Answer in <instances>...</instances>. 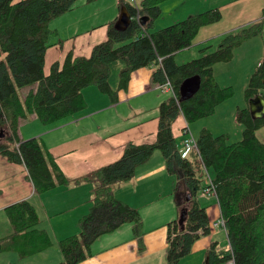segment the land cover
I'll return each instance as SVG.
<instances>
[{
  "label": "trees",
  "instance_id": "1",
  "mask_svg": "<svg viewBox=\"0 0 264 264\" xmlns=\"http://www.w3.org/2000/svg\"><path fill=\"white\" fill-rule=\"evenodd\" d=\"M77 0H0V155L9 162L23 164L36 193L48 191L70 180L57 166L54 157L40 137L21 139L20 122L35 117L51 124L74 115L85 107L82 90L94 85L111 103L118 92L128 86L130 74L142 67L153 66L152 82L170 79L175 97L169 96L159 105L156 138L151 143L128 142L120 157L92 170L82 180L93 183L94 193L89 211L79 220V231L58 241L62 261L54 264H77L90 255V245L102 234L114 231L124 223L133 225L140 236L142 219L137 209L118 199L112 192L115 182L131 179L136 168L159 150L166 171L176 175V203L186 208L183 228L178 217L166 224L165 264H176L192 252L194 242L209 234L210 220L197 192L203 177L198 168H211L220 216L225 220L227 244L213 241L204 264H264V141L256 130L263 118H252L249 106L238 109L237 119L243 124L239 140L229 142L225 134L213 135L202 128L197 136L198 152L182 158L171 131V124L182 114L187 123L207 116L215 106L228 98L230 87H220L213 66L232 59L233 50L249 38L263 32L264 5L257 20L226 32L215 47L207 43L198 47L199 55L177 64L176 53L193 45L200 28L222 17L219 7L191 14L165 27L153 29L166 0H141L139 8L129 2L125 6L132 17L129 25L119 30L116 19L107 26L105 40L95 44L88 56L69 51L62 61L51 64L44 74V57L48 38L53 33L49 22L72 9ZM148 16L144 26L133 18ZM158 57L161 61L158 62ZM200 76V86L189 99L179 101V85L191 75ZM28 87L20 97L18 88ZM264 89V61L250 74L245 88L246 100ZM261 94V93H260ZM81 179L75 180L80 181ZM183 191V199L179 194ZM181 200V201H180ZM12 232L0 238V251L16 252L20 259L48 249L50 235L38 228L40 217L29 199L5 207Z\"/></svg>",
  "mask_w": 264,
  "mask_h": 264
},
{
  "label": "crops",
  "instance_id": "2",
  "mask_svg": "<svg viewBox=\"0 0 264 264\" xmlns=\"http://www.w3.org/2000/svg\"><path fill=\"white\" fill-rule=\"evenodd\" d=\"M178 1H164L161 4V13L163 9L172 10ZM123 2L127 1L77 0L72 9L53 18L48 24L53 33L48 38V47L45 51L44 74L49 73L53 62L62 61L69 51L75 55L88 56L95 44L105 40L106 25L117 19L123 7L120 3ZM262 4L264 5V0H227L223 3L214 1L208 5V9L214 7H219L221 10L227 9L226 12L231 19H226L224 24H219L220 19L200 28L191 47H196L198 51L201 45L212 43L226 32L255 21L259 18L256 10L263 6ZM166 5H169V8H166ZM187 12L189 11L184 10L180 16L188 14ZM156 19L153 29L165 27L170 22V19H167L155 24ZM175 20L179 21L177 19L172 21L176 22ZM258 35L249 38L251 46L253 41H257L254 37ZM260 47H263V51L255 56L256 60L250 67V74L258 63L264 61V44ZM178 54L176 53V56ZM153 68L151 66L134 70L130 74L127 88L118 92V100L115 103H111L106 94L101 93L94 85H90L82 90L85 107L78 113L51 124H42L40 129L37 128L38 125L33 128V131L25 130L23 123L29 119L36 120L35 115L23 121V126L20 125L22 128L18 129L19 137L25 139L29 134L40 137L44 146L54 157L57 166L70 182L36 193L32 182L27 177L26 167L21 163L9 162L0 155V238L12 232L5 207L14 202L29 199L40 217L38 228L45 229L52 240V245L48 249L23 259H20L16 252L0 251V264L20 263V260L36 255L44 257L48 255L51 258L48 263L40 264H54L62 261L58 241L78 232L80 218L92 205L94 185L81 178L92 170L118 159L128 142L151 143L156 138L159 105L170 94L157 89L152 82ZM186 125L187 122L182 114L178 115L171 124V131L178 148L181 147L183 128ZM180 135L182 138L178 140ZM259 139L264 141L262 138ZM167 173L162 154L159 150H155L148 161L136 168L131 179L112 184L111 189L115 197L140 213L141 234L135 236L133 225L124 223L114 231L97 237L90 245V255L77 264H165L167 248L165 224L178 217L183 208V205H178L175 200L178 179L174 180L175 186L171 181L165 182V177L171 178L166 176ZM77 179L81 180L76 182ZM74 191L75 193L72 194ZM179 194L184 193L180 191ZM204 199H211L209 206H203L206 207L210 219L211 215L214 216L210 220L212 222L220 216L218 202L216 197ZM161 201H168L167 205L163 206ZM213 202H216V207L212 205ZM214 233L213 239L206 241L203 245L205 259L210 244L217 241L213 237ZM205 237L206 235L200 236L196 241ZM194 244L193 252L199 250L196 246L194 247ZM226 244L227 241L221 243V245Z\"/></svg>",
  "mask_w": 264,
  "mask_h": 264
},
{
  "label": "rangeland",
  "instance_id": "3",
  "mask_svg": "<svg viewBox=\"0 0 264 264\" xmlns=\"http://www.w3.org/2000/svg\"><path fill=\"white\" fill-rule=\"evenodd\" d=\"M214 1H217L218 3H223L224 1H227V0H184V1L179 0L177 4L172 7V10L166 11V9H163L161 15H159V17L156 19L155 24H157V22L161 23L163 20H167V19H170V22H168V24H171L172 22H174L172 21L173 19H177V20L185 19L187 16L191 14L201 12V11L208 9V5H210ZM166 8H169V5H166ZM227 8H230V7H227ZM261 9H262V6L260 8H257L256 10V15H258L259 18L261 16ZM184 10L189 11L187 12L188 14L180 16V14L184 12ZM226 10L227 9L221 10L222 17H221L219 24H224L226 19H231L229 14H227ZM198 33L196 34V36L198 35ZM260 34L261 35L254 37L256 38L255 40L257 41H253L251 43L253 44L252 46L250 45V39H248V41H245V43H242L240 47L234 48L231 61L215 63L213 67V75H214L216 82L218 83L220 87H230L232 94L228 98L218 103L215 106L214 111L211 114L187 123L188 133L183 134V138L189 137L191 134L196 139L202 128L208 129L213 135L225 134L229 142L237 141L241 138L243 124L238 121L236 112L238 111V109L240 110L242 108H245L250 99L249 98L248 100H246L245 88L247 86L248 78L250 76V67L254 65L255 60H256L255 56L258 53L263 51V47H260V46H263L264 44V28H263V32ZM217 42H218V39L212 42L213 47L216 46ZM258 45H259V48L257 49ZM179 52H178L179 54L177 53L178 55L176 56V61H175L177 64L187 62L199 55V52L197 51L196 47H191L188 50H185V51L182 50ZM250 61H251V64H250ZM27 88L28 87L23 86L17 89L20 97L23 95V93L25 92ZM260 93L264 95V89H261ZM23 121L24 120L20 122V125H22ZM23 124L25 126L24 127L25 130L33 131V128H36V126L38 125L39 127L37 128L40 129V125H42L43 123L37 119L36 120L29 119ZM22 126H19V129H21ZM256 135L257 137L264 139V125H262L260 128L256 130ZM31 137H35V134H29V136H27V138H31ZM181 138L182 136L180 135L178 136L177 139L180 140ZM196 170H197L196 175H198L199 177H204V175L206 176L208 174L209 177L212 178L213 172L211 168H207V169L198 168ZM166 176H170L171 178L168 179L167 177H165L164 181L165 182L171 181L173 182V185L175 186L174 180L177 181V178L174 175H169L168 173ZM201 183H202L201 187H204L207 185V180L206 179L202 180ZM74 193L75 191L72 192V194ZM199 194H201V192L198 191L197 197H199L200 199L199 200L200 204L209 206V204L211 203V201L209 200L211 199L205 200L204 197H201ZM181 197L183 198V195ZM185 198L186 197H184L183 199ZM167 202L168 201H161L163 206H166ZM212 205L216 207V202H213ZM213 217L214 216L211 215V219ZM211 219L209 217V220ZM217 219L218 218H216L212 222L216 221ZM212 222L210 221L209 234L206 235L205 238L199 239L194 244V247L196 246V248H198L199 250L195 252L192 251L190 254L186 255L185 257H182L181 259L178 260L176 264H203V261H206V259L204 258L205 252L203 251L204 250L203 245L205 244L206 241H211L213 239L212 238L213 232H215L213 235L214 239H216L217 241L219 240L220 244L227 241V237H226V233L224 229L222 228L216 229L212 227ZM77 233L78 232L74 234H77ZM36 256L25 259V260H20V263L13 262L12 264L48 263L51 259L48 255L45 257L42 255H36Z\"/></svg>",
  "mask_w": 264,
  "mask_h": 264
},
{
  "label": "water",
  "instance_id": "4",
  "mask_svg": "<svg viewBox=\"0 0 264 264\" xmlns=\"http://www.w3.org/2000/svg\"><path fill=\"white\" fill-rule=\"evenodd\" d=\"M148 20V16L142 15L138 18V24L144 26ZM131 21V16L126 7L120 9L119 15L115 21V27L119 30L125 29ZM200 76L195 74L182 80L179 85V101H184L191 98L199 89ZM249 113L252 118L264 117V97L258 93L251 97L248 101ZM3 130L0 129V138L4 136ZM189 200V196L186 197ZM186 217V208H182L179 212L178 223L183 228V223Z\"/></svg>",
  "mask_w": 264,
  "mask_h": 264
},
{
  "label": "built area",
  "instance_id": "5",
  "mask_svg": "<svg viewBox=\"0 0 264 264\" xmlns=\"http://www.w3.org/2000/svg\"><path fill=\"white\" fill-rule=\"evenodd\" d=\"M128 2H130L135 8H139V1L138 0H126ZM140 17L139 14H137L136 16H134V19L136 20V22L138 23V18ZM161 61V58L158 57V62ZM156 88L167 92V93H171L174 97L175 92L173 89V85L172 82L170 81L169 78L166 77V79L164 80V82L162 83H157L156 84ZM184 133H188V128L186 130H184ZM191 151H195L198 152L197 150V145H196V140L195 138L190 134L189 137H185L182 140L181 143V147L178 148V152L180 153L182 158L185 157H189L190 156V152ZM207 180V185L204 187H201L199 192H201V194H199L201 197L204 198H209V197H216V192H215V187L212 181V178L209 177V175L207 174L206 176L204 175V180ZM212 227L214 228H222L225 231V220L219 216L218 219L214 222H212ZM225 264H234V260L233 258L228 259Z\"/></svg>",
  "mask_w": 264,
  "mask_h": 264
}]
</instances>
